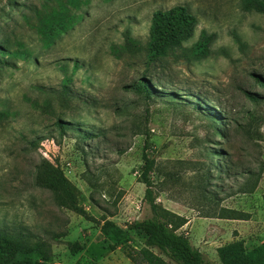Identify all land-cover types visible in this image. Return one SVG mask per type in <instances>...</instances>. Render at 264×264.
<instances>
[{"label":"rangeland","instance_id":"1","mask_svg":"<svg viewBox=\"0 0 264 264\" xmlns=\"http://www.w3.org/2000/svg\"><path fill=\"white\" fill-rule=\"evenodd\" d=\"M178 4L197 16L196 30L155 53L153 13ZM55 11L79 17L45 46L40 27ZM0 25L17 53L0 54V227L49 242L48 264H134L100 223L153 216L141 181L148 140L156 202L190 219L182 231L208 260L219 262L218 247L237 239L249 250L264 242V13L244 10L242 0H0ZM203 32L212 40L200 56ZM137 77L151 81V98L132 91ZM58 119L97 136L84 141ZM45 161L99 223L37 182ZM250 176L257 189L238 192ZM200 178L249 219L201 216L190 189ZM130 233L141 247L143 235Z\"/></svg>","mask_w":264,"mask_h":264},{"label":"trees","instance_id":"2","mask_svg":"<svg viewBox=\"0 0 264 264\" xmlns=\"http://www.w3.org/2000/svg\"><path fill=\"white\" fill-rule=\"evenodd\" d=\"M12 6L14 5L12 4ZM242 6L246 11L264 13V0H242ZM78 17L68 14V12L63 14L60 11L48 14L40 27L43 44L45 46L53 44L77 22ZM197 24V16L186 5L178 4L168 9L156 10L153 13L151 25L152 51L161 53L172 46L180 45L189 40L195 32ZM211 40L212 37L206 32L201 34L200 40L195 44L198 55L205 56L208 54ZM0 54L15 55L17 53H13L5 41L0 39ZM31 58L32 56L28 60ZM3 61L9 62L5 59ZM74 65L78 67L79 61L75 60ZM150 82L143 77H137L131 85L132 91L151 98L153 92L157 90L152 87ZM64 93L68 96L71 95L67 87H64ZM255 95L252 99L261 98V95ZM55 125L62 131L70 128V130L77 132L78 137L84 141L97 136L95 133L85 131L84 125L72 123V121L65 119H58ZM150 146L149 141L146 140L143 154L144 162L141 166V181L146 185V196L150 199L153 216L127 225L105 219L100 223L102 234L115 245L124 246L126 256L134 264H264V242L251 250L246 248L242 239L224 244L217 249L219 262L208 260L204 253L193 245L190 237L185 232L180 231L187 223L186 217L156 202L150 175L155 168V160L147 151ZM220 166L223 168L224 164H220ZM200 179L202 181L197 179L195 185L191 186L190 189L195 194L194 199L197 200V204L193 205L199 210L203 209L206 216L233 219L249 217L241 211L222 206L224 198L219 195V191H216L209 178ZM249 180L250 184L242 185L238 192L253 193L257 189L258 179L250 176ZM37 182L54 190L62 204L64 203L85 218L99 223L94 217L88 215L84 207L78 204V193L75 185L59 167L49 161L42 163L37 175ZM227 196H231V194L228 193ZM131 231L143 235L141 247L132 245L134 238L130 233ZM52 257L53 249L49 242L33 239L30 234L24 232H12L0 227V264H48Z\"/></svg>","mask_w":264,"mask_h":264},{"label":"crops","instance_id":"3","mask_svg":"<svg viewBox=\"0 0 264 264\" xmlns=\"http://www.w3.org/2000/svg\"><path fill=\"white\" fill-rule=\"evenodd\" d=\"M224 202V201H223ZM223 202H222V206H225L224 204H223ZM225 207H227V206H225ZM194 208H196L197 209V207H194ZM229 208V207H228ZM233 209V208H232ZM170 210V209H169ZM237 210V209H236ZM172 211V210H171ZM239 211V210H238ZM174 212V211H173ZM176 213V212H175ZM199 213L201 214V216H203V217H205V218H218V219H220V220H222V221H225V222H228V221H231V222H234V221H242V220H248L249 218H246V219H233V218H219V217H209V216H206L205 214H204V212H203V209H201V211L199 210ZM177 214H179V213H177ZM179 215H181V214H179ZM182 216H184V217H186L185 215H182ZM186 219H187V223L185 224V225H188L191 221H190V219H188L187 217H186ZM184 225V226H185ZM183 226V227H184ZM183 227L180 229V231H182V229H183ZM184 232V231H183ZM187 234V233H186ZM191 239V238H190Z\"/></svg>","mask_w":264,"mask_h":264}]
</instances>
